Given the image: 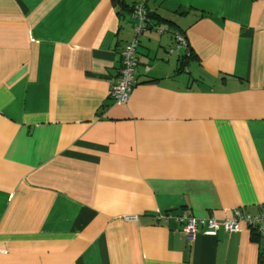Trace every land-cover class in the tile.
Wrapping results in <instances>:
<instances>
[{
  "label": "crops",
  "instance_id": "0c3cea01",
  "mask_svg": "<svg viewBox=\"0 0 264 264\" xmlns=\"http://www.w3.org/2000/svg\"><path fill=\"white\" fill-rule=\"evenodd\" d=\"M136 3L161 30L116 104ZM237 209L264 213V0H0V264H260L245 227L157 219Z\"/></svg>",
  "mask_w": 264,
  "mask_h": 264
},
{
  "label": "built area",
  "instance_id": "2783aa9c",
  "mask_svg": "<svg viewBox=\"0 0 264 264\" xmlns=\"http://www.w3.org/2000/svg\"><path fill=\"white\" fill-rule=\"evenodd\" d=\"M133 19V37L126 42L120 51V69L116 83L113 84L109 96L116 104L126 103L136 85L135 69L137 66V47L141 34L148 28L161 30L157 25H150L151 19L143 3H136L131 9ZM151 26V27H150ZM174 45L170 47L168 53L186 48L187 40L180 32L174 33ZM136 218V216L129 217ZM157 219L162 224L175 220L181 226L186 239L192 241L196 233L201 228L205 235L215 236L220 229L226 231H240L246 228L256 235L264 238V213L249 214L244 210L237 209L233 216L228 219H216L213 217L199 218L191 214H174L172 212L157 213ZM260 264H264V259Z\"/></svg>",
  "mask_w": 264,
  "mask_h": 264
},
{
  "label": "trees",
  "instance_id": "16d2710c",
  "mask_svg": "<svg viewBox=\"0 0 264 264\" xmlns=\"http://www.w3.org/2000/svg\"><path fill=\"white\" fill-rule=\"evenodd\" d=\"M149 16V15H148ZM132 18V17H131ZM150 18V17H149ZM186 38V37H185ZM187 40V39H186ZM122 48V47H121ZM121 51V50H120ZM193 56H192V53L190 51V49L188 48V43H187V46L185 48V52L183 54V56H181V65H183L184 63V59H191ZM188 62V61H187ZM121 66V65H120ZM137 66H138V59H137ZM137 66H136V69H137ZM120 69V68H119ZM136 69H135V79H136V82H137V72H136Z\"/></svg>",
  "mask_w": 264,
  "mask_h": 264
},
{
  "label": "rangeland",
  "instance_id": "374dc122",
  "mask_svg": "<svg viewBox=\"0 0 264 264\" xmlns=\"http://www.w3.org/2000/svg\"><path fill=\"white\" fill-rule=\"evenodd\" d=\"M113 86V85H112ZM112 88V87H111ZM111 90V89H110ZM124 104V103H123Z\"/></svg>",
  "mask_w": 264,
  "mask_h": 264
}]
</instances>
